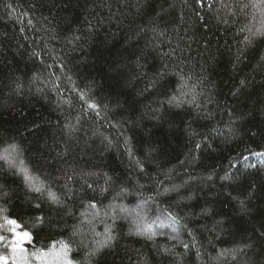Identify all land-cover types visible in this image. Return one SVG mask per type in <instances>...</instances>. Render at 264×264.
Returning a JSON list of instances; mask_svg holds the SVG:
<instances>
[{
  "label": "trees",
  "instance_id": "obj_1",
  "mask_svg": "<svg viewBox=\"0 0 264 264\" xmlns=\"http://www.w3.org/2000/svg\"><path fill=\"white\" fill-rule=\"evenodd\" d=\"M258 29L261 0H0V207L44 217L29 252L264 264Z\"/></svg>",
  "mask_w": 264,
  "mask_h": 264
},
{
  "label": "snow or ice",
  "instance_id": "obj_2",
  "mask_svg": "<svg viewBox=\"0 0 264 264\" xmlns=\"http://www.w3.org/2000/svg\"><path fill=\"white\" fill-rule=\"evenodd\" d=\"M200 2L202 3V0ZM261 3H264V0H261ZM253 6L255 7L257 5L254 4ZM255 35H264V32L258 29L256 33H253V36ZM245 42L250 44L251 39L245 37ZM90 107L95 108L97 105L93 104ZM255 155H264V153H255ZM20 171L23 173L25 183L30 190L37 193L43 191L42 182L38 178L29 174L26 168H21ZM48 197L53 203H60L55 193L49 191ZM36 206L39 207V205ZM6 211L5 208L0 207V247L7 250V254L4 251H0V264H75L70 258V253L73 249L69 242L63 240L54 241L47 250L44 248H35L33 245V250L29 252L25 244L32 245L33 242V234L30 228L43 225L44 217H35L34 222L29 227H25L17 219L7 216L5 214ZM172 219H175V217H172ZM136 234L152 239L155 235L153 224H144L142 227L138 226ZM112 239L113 237L109 236L105 242L98 245L89 255L95 256L102 248L109 246V242Z\"/></svg>",
  "mask_w": 264,
  "mask_h": 264
},
{
  "label": "rangeland",
  "instance_id": "obj_3",
  "mask_svg": "<svg viewBox=\"0 0 264 264\" xmlns=\"http://www.w3.org/2000/svg\"><path fill=\"white\" fill-rule=\"evenodd\" d=\"M88 178H89V176H88ZM92 178V177H91ZM26 245V244H25Z\"/></svg>",
  "mask_w": 264,
  "mask_h": 264
}]
</instances>
